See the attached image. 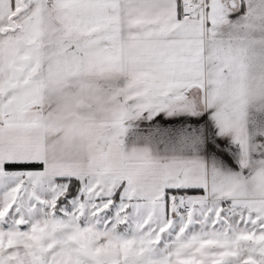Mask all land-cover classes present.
<instances>
[{
    "label": "snow or ice",
    "instance_id": "obj_1",
    "mask_svg": "<svg viewBox=\"0 0 264 264\" xmlns=\"http://www.w3.org/2000/svg\"><path fill=\"white\" fill-rule=\"evenodd\" d=\"M0 264H264V0H0Z\"/></svg>",
    "mask_w": 264,
    "mask_h": 264
}]
</instances>
